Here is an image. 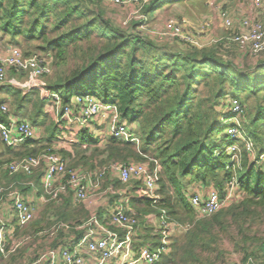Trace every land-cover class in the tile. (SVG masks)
I'll use <instances>...</instances> for the list:
<instances>
[{
    "label": "trees",
    "instance_id": "trees-1",
    "mask_svg": "<svg viewBox=\"0 0 264 264\" xmlns=\"http://www.w3.org/2000/svg\"><path fill=\"white\" fill-rule=\"evenodd\" d=\"M167 2L171 1L152 0L142 13L149 14ZM0 37L8 38L7 46H20L25 56L36 50L51 58L55 73L53 78L44 77L42 88L56 93L62 105L75 95H90L101 104L115 105L138 139V144L111 139L103 126L94 124L81 129L80 143L69 151L61 150L62 156H79L82 170L89 171L109 163L158 162V203L152 205L140 181H132V189L142 198L130 201V207L142 217L159 216L158 210L163 209L169 220L189 224L191 229L173 234L169 252L157 264H229L221 242L234 241L233 229L242 244L234 241L235 249L246 254L243 264H264V233L251 235V227L264 221V132L259 129L264 124V61L239 66L224 60L214 47L140 37L106 18L101 3L88 0H0ZM68 55L78 63L60 73ZM231 99L240 103L243 117L249 121L243 125L240 120L245 139L256 146L251 163L243 153L238 167L225 151L233 141L224 134L227 125L222 123ZM6 121L0 113V123ZM51 144V140L47 146L31 140L15 148L3 144L7 159L1 160L0 167L48 148L59 155ZM40 173L24 176L28 181L35 177L39 181ZM232 176L236 177L240 198L212 216L198 219L189 195L209 190L221 194ZM68 202L65 198L55 208L56 221L72 227L82 224L70 221L86 216L84 209L67 211L63 207H68ZM149 229L139 245L151 244L153 248L152 242L157 240ZM20 232L16 227L14 234L20 236ZM68 236L78 241L82 233L60 231L50 245L56 247ZM248 241L254 244L249 253L244 247ZM15 256L10 255L4 264H10ZM6 259L0 256V262Z\"/></svg>",
    "mask_w": 264,
    "mask_h": 264
},
{
    "label": "built area",
    "instance_id": "built-area-1",
    "mask_svg": "<svg viewBox=\"0 0 264 264\" xmlns=\"http://www.w3.org/2000/svg\"><path fill=\"white\" fill-rule=\"evenodd\" d=\"M92 3H101L111 7H132L128 20H137L138 26L133 31L127 28L129 21L121 23L120 28L144 38H152L155 41L166 43H180L183 46L202 48L196 38L210 28L209 24H201L196 31L182 21L169 20L161 31L150 30L146 27V18L142 13L144 6L152 0H88ZM254 5L264 11L262 0H253ZM225 30L231 34L227 38L244 54H249L252 59L258 60L264 54V22L243 19L239 28H235L232 20L226 12H218ZM186 26L188 28H186ZM191 28V29H190ZM213 41V44H217ZM13 71L25 76L29 83L26 89L37 92L39 99L53 107L55 123H65L76 128H85L95 121H105V135L111 139L124 143L138 144V139L126 122L120 118L115 105H104L90 95H75L69 103L62 105L56 93L46 92L42 88L41 79L52 73V67L48 60L38 55L25 56L20 49L11 47L5 52L0 51V85L6 82L7 73ZM0 113L7 117L6 123H0V139L6 147H15L26 140H32L36 136L33 125L25 120L9 115L8 108L0 106ZM227 117L222 123L227 125L224 134L230 141L225 151L231 154V160L236 167L240 165L243 153L254 156L253 144L246 140L242 133L240 119L244 110L236 99L228 101ZM241 142V144H239ZM147 167L141 163H109L95 170L71 169L65 160L55 153L53 149H45L36 156L20 159L5 165L4 169L9 177L18 174L31 177L36 171H42L40 187L46 202H58L63 196L71 195L73 201L87 202L88 191L97 190L107 176L115 178L120 185L125 186L132 181H140L145 188L152 205L159 201V175L158 162L148 160ZM150 163L152 164L150 166ZM27 185L35 186L32 182ZM112 190V187L108 188ZM6 196L11 202L12 213L16 226L21 230L34 220V208L28 204L23 194L13 189L12 185L0 187V201ZM240 198L236 177L228 181L225 189L220 194L216 190L205 193L189 195V203L194 209L198 219H205L225 206ZM159 216L147 221L152 228V237L157 242L151 248L150 245L140 246L135 243L140 228L138 215L129 206L119 203L113 206L109 213V227L102 224L94 215H91L80 225L72 227L66 223L55 221L49 231L38 232L34 235L16 236L12 227L0 216V256L6 259L17 252L32 238L47 237L50 243L54 241L60 231H80L81 238L78 241L68 236L59 242L56 247H49L37 256L29 264H157L170 250L174 233H185L191 229L189 224H179L169 220L166 212L159 209ZM153 244V242H152ZM246 264H262L248 261Z\"/></svg>",
    "mask_w": 264,
    "mask_h": 264
},
{
    "label": "crops",
    "instance_id": "crops-1",
    "mask_svg": "<svg viewBox=\"0 0 264 264\" xmlns=\"http://www.w3.org/2000/svg\"><path fill=\"white\" fill-rule=\"evenodd\" d=\"M169 1L171 2H167L159 6L153 12L146 15L144 14L148 29L161 31L164 28V24L172 18L176 19V21H182L187 24L195 25L199 23V26H201V24H209L210 28L207 29L206 32H203L201 34L202 36L196 38L203 44L201 47L204 48L206 45L208 46L210 40H212V42L217 41L218 43L217 45H214V48L220 49L221 47L226 49V51L224 52H220L218 50L219 55L224 60L231 61L237 65H239V60L241 61L243 59L244 53L238 50V48H236L233 44H230L227 40L231 32L225 30V28L223 27V22L218 12H226L232 20L235 28H239L240 22L243 19L264 22V11H260L254 5L253 0H181L180 2H173L172 0ZM262 1L264 2V0ZM187 3L194 8L198 3L201 9L198 12L186 10L185 7H187ZM103 8L105 10H113L115 8H119L121 9V11H123V16H125V13L128 10L132 9V7L117 8L106 5H103ZM114 15L115 13L113 14L105 12L106 18L110 19L120 27V25L118 24V22L120 21L115 19ZM137 26L138 22L134 27L130 29L134 31ZM9 48L11 47L6 46L5 49L8 50ZM249 64H256V61H249ZM28 83L29 81L25 76L18 75L16 73L12 75L10 74V72H8L6 82L0 85V105H4L8 108L10 116L18 118L20 120L25 119L33 125L36 131V136L31 141L39 143L40 146H47L49 140H51V145L56 149L58 153L61 150H71V146L73 144H79L82 139L80 136L81 129L65 123H55L53 107L50 106L49 103H45V101L42 100V104L40 102L38 103L36 91L25 88ZM25 96H27L28 98L24 100ZM35 96L36 99L33 98ZM38 104L41 105L40 111V105ZM31 117L33 118V121L30 120ZM86 128L88 127L82 129ZM90 132L87 135L91 136ZM5 149L6 148L0 139V163L2 159H7ZM59 155L65 160L68 167L76 166V169H82L83 166L81 162H83V160H80L79 156L76 157L73 153L71 154L72 156H62L61 153H59ZM246 156L248 158V161L250 162L251 156ZM39 172L42 173V171L38 170L34 174H38ZM41 173L40 175H42ZM41 177L39 179L38 176L39 181L37 180V177H35V179H33L32 181H28L22 174H18L15 177H9L6 175L5 169L3 167H0V187H7L9 185H12L13 189L20 191L23 194L25 201L34 208V220L30 223V225L35 234L43 231L47 227L51 228V226H53L56 221V216L51 212L50 209V207H52L51 203L44 200V194L40 187ZM27 182H32L35 186L32 187L31 185H27ZM117 182L118 181L115 178L107 176L100 189H92L88 191L89 199L87 202L76 204L73 201L72 196L67 194L63 196L57 203L62 204L64 199L67 198L69 200V206L66 207L67 204H65L63 207L64 209L66 208L67 211H74V209H77L78 207H82L84 209L86 216L84 215V217L81 219L76 216V220L74 219L73 221L72 219V221H70L73 224L78 221L80 223H83L84 221H86L88 216L90 217L91 215H94L102 224L109 227V213L114 205L123 203L124 205L130 207V201H137L142 198V194L139 191L135 190L134 188L132 189L131 183L122 186ZM109 187H112V190H109ZM48 209H50V211H48ZM0 216L5 221V223L8 224L9 227H12L13 229L17 227L15 217L11 209V202L6 196H4L0 201ZM151 218V216H146L147 221H149V219ZM142 226L143 227H140L137 236L135 237V243H137L138 245L145 240V236L147 233L144 231V224ZM16 236L19 235L17 234ZM44 242L45 240H43V243ZM29 251L31 250L23 249V252L25 253Z\"/></svg>",
    "mask_w": 264,
    "mask_h": 264
},
{
    "label": "rangeland",
    "instance_id": "rangeland-1",
    "mask_svg": "<svg viewBox=\"0 0 264 264\" xmlns=\"http://www.w3.org/2000/svg\"><path fill=\"white\" fill-rule=\"evenodd\" d=\"M194 2H196V1H194ZM185 9L186 10H190V11H192V12H198L200 9H201V7L198 5V3H197V5L195 6V8L194 7H192L190 4H188L187 3V7H185ZM105 12H109V13H115V15H114V18L115 19H117V20H119L120 22H118V24L119 25H121V23L122 22H124V21H129L128 22V24H127V28H132V27H134L135 26V24L138 22L137 20H132V19H129L128 20V15L131 13V10H128L126 13H125V16H123V11H121V9H113V10H111V9H107V10H105ZM124 18V19H123ZM174 21H176V19H174V18H172ZM171 19V20H172ZM178 21V20H177ZM199 21H200V19H199ZM147 22H148V18H147ZM145 24H146V22H145ZM187 24V23H186ZM195 24V23H194ZM122 25H123V23H122ZM121 25V26H122ZM187 25H189V26H191L192 27V29L191 30H193V31H196L197 29H198V26L200 25L199 23H197V24H195V25H193V24H187ZM146 27H147V25H146ZM148 28V27H147ZM186 28H188L187 26H186ZM199 36H202L201 34L199 35ZM7 41H8V38L6 37L5 39H3V38H1L0 37V51L1 52H5L6 51V46H7ZM21 41V40H20ZM196 42L200 45V46H202L203 44L201 43V41L200 40H196ZM21 43H22V45L24 44V42L23 41H21ZM209 45L207 46H205V47H214V45H217V44H213V42H212V40H210L209 41V43H208ZM15 47L16 48H18V49H20V51L23 53V49L20 47V46H18V45H15ZM217 50H219L220 52H224V51H226V49H224V48H221L220 47V49H217ZM72 52V50L70 49V53ZM32 54L33 55H38V56H40V57H44V58H46L47 60H48V62L50 63V65H51V67H52V73L50 74V75H48L49 76V78H53V75H54V66H53V64H52V60H51V58L48 56V57H45L44 55H42L39 51H36V50H34L33 52H32ZM244 57H243V61L241 60H239V62H238V64L239 65H241V66H249V67H251V66H253V65H255V64H249V61L251 62V61H256L257 62V60H255V59H252V57L249 55V54H244L243 55ZM261 61H264V54H262L261 55ZM78 62H76L70 55H68V57H67V62H66V64H65V66L62 68V69H60L61 71H60V73H67L69 70H71L76 64H77ZM57 73V72H56ZM10 74H12V75H14L15 73L13 72V71H10ZM48 76H46V77H48ZM12 77V76H11ZM46 79V78H45ZM45 79L43 78V80L41 79V82H43V81H45ZM3 86H6V85H3ZM38 95V94H37ZM33 98H35L36 99V96L35 97H33ZM38 98H39V96H38ZM45 103H47V102H45ZM50 106H51V104H49ZM263 114H264V111H263ZM30 120L31 121H33V118L31 117L30 118ZM241 121H242V124L243 125H245V124H248L249 123V121L245 118V117H243L242 119H240ZM264 123V122H263ZM94 124H96V125H98V126H103L104 127V131L106 130V123H105V121H95V122H92L91 123V125L90 126H88V128H90L91 126H93ZM249 125V124H248ZM247 126V125H246ZM259 129H261V130H263V132H264V124L263 125H260L259 126ZM94 136H96V134H94ZM93 136V137H94ZM253 146H254V150H256L255 148H256V146L253 144ZM254 156H255V154H254ZM254 156L252 157L251 156V161L254 159ZM101 160V157H98L97 158V160L96 161H100ZM251 163V162H250ZM144 165H146L147 167H149V164L148 163H144ZM82 168H84V167H82ZM98 169V168H97ZM38 189H39V187H38ZM59 206V203H57V204H53V206L52 207H50V209H51V212L54 214V211L56 210L55 208H57ZM50 209H48V211H50ZM55 215V214H54ZM149 216H151V214H148ZM152 218V220H154L155 219V216L153 217V215L151 216ZM88 218H89V216H88ZM87 218V219H88ZM86 219V220H87ZM138 219H139V223H140V227H143L142 225L144 224V226L146 227L145 228V232H147L148 233V229H149V233L150 232H152L151 231V227H150V224H147L146 223V217H142V216H138ZM52 227V226H51ZM16 228V227H15ZM47 228H49V227H47ZM44 229L43 231H49L51 228H49V229ZM140 229V228H139ZM251 230H252V232H251V235H252V237H260V236H262L263 235V233H264V221L263 222H261V223H259V224H256V225H254V226H252L251 227ZM42 232V231H41ZM231 233H232V236L234 237V241H235V245H237V244H239L240 246H242V244L240 243L241 241H240V238H239V236H238V234H237V231L235 230V229H233L232 231H231ZM35 233L33 232V230L31 229V225L29 224L27 227H25V228H23V229H21V232H20V235L21 236H23V235H34ZM46 237H47V234H46ZM45 236L44 237H42V239L40 238H32L31 240H29V242L27 243V244H25L22 248H20V249H18L17 250V252H15L13 255H16L15 257H14V261H12L10 264H29L31 261H33L34 259H36L37 258V256L39 257L40 255H42L46 250H47V248H49V247H52L50 244V240H49V238H46ZM239 238V239H238ZM238 239V240H237ZM43 240H45V242L43 243ZM237 240V241H236ZM234 241H232V242H229L228 240H226V239H223L222 240V242H221V244H222V248H224L227 252H228V254L226 255V259H227V261H228V263L229 264H243V259H244V257H245V255L246 254H244L243 253V251H240V250H236L235 249V245H234ZM59 243V242H58ZM58 245V244H57ZM244 246V245H243ZM244 247H247V251H248V253H249V251L250 250H254V244H253V242L252 241H248L247 242V245H245ZM23 249L25 250V249H30L31 251H29V252H23ZM246 249V248H245ZM18 251H19V253H18ZM10 257V256H9ZM9 257L6 259V260H4L3 262H0V264H4L5 263V261H7L8 259H9ZM9 264V263H8Z\"/></svg>",
    "mask_w": 264,
    "mask_h": 264
}]
</instances>
